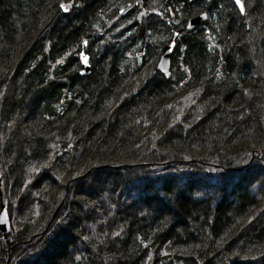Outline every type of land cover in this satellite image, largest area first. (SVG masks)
<instances>
[{
  "label": "trees",
  "instance_id": "1",
  "mask_svg": "<svg viewBox=\"0 0 264 264\" xmlns=\"http://www.w3.org/2000/svg\"><path fill=\"white\" fill-rule=\"evenodd\" d=\"M242 3L0 5V264H264V0Z\"/></svg>",
  "mask_w": 264,
  "mask_h": 264
},
{
  "label": "water",
  "instance_id": "2",
  "mask_svg": "<svg viewBox=\"0 0 264 264\" xmlns=\"http://www.w3.org/2000/svg\"><path fill=\"white\" fill-rule=\"evenodd\" d=\"M236 7V9L239 11L241 15L244 14L241 13L239 7L236 5L235 0H231ZM65 5L64 3H62ZM208 15L207 13H201L194 17H192L189 22L188 26L190 29H193L200 25L202 22H204L207 19ZM176 44L174 41L170 42L169 44H166L162 47L157 64L156 69L165 77L168 78L170 76V59L171 56L175 50ZM85 57H87V60L85 61ZM78 61H79V75L80 76H86L91 71V64L89 55L85 53L84 51H81L78 54ZM8 204L5 203L2 200V194L0 193V220H4L3 223H0V234L2 235L3 239L7 238V234L11 229V212L8 208Z\"/></svg>",
  "mask_w": 264,
  "mask_h": 264
},
{
  "label": "rangeland",
  "instance_id": "3",
  "mask_svg": "<svg viewBox=\"0 0 264 264\" xmlns=\"http://www.w3.org/2000/svg\"><path fill=\"white\" fill-rule=\"evenodd\" d=\"M6 2V0H0V5H2V4H4ZM9 11V9L6 7V6H4L3 8H1L0 9V15L2 14V12H8ZM240 18H241V20L244 22V21H246L247 20V15H246V13L244 12V14L243 15H241L240 14ZM91 64H93V66L95 67V68H97V72L99 71L98 69L101 67V63L99 62V61H97V62H94V63H91ZM3 180H4V177L3 176H1L0 177V193L1 194H3L4 192H5V186H4V182H3ZM3 182V183H2ZM9 206V205H8ZM9 209H10V207H8ZM60 246L59 245H56V251H59L60 250ZM54 249V250H55ZM51 253H53L52 251H50ZM50 253V254H51ZM46 259H44V258H40L39 259V261H37V263H39V264H43V262H46V260H47V256L45 257Z\"/></svg>",
  "mask_w": 264,
  "mask_h": 264
},
{
  "label": "snow or ice",
  "instance_id": "4",
  "mask_svg": "<svg viewBox=\"0 0 264 264\" xmlns=\"http://www.w3.org/2000/svg\"><path fill=\"white\" fill-rule=\"evenodd\" d=\"M235 2H236V5L239 7L241 13H243L245 11V7H244V4L242 3V0H235ZM60 7L62 9L67 10L63 4H61ZM84 59L86 61L87 57H85ZM3 222H4V220H0V223H3Z\"/></svg>",
  "mask_w": 264,
  "mask_h": 264
},
{
  "label": "flooded vegetation",
  "instance_id": "5",
  "mask_svg": "<svg viewBox=\"0 0 264 264\" xmlns=\"http://www.w3.org/2000/svg\"><path fill=\"white\" fill-rule=\"evenodd\" d=\"M61 8V7H60Z\"/></svg>",
  "mask_w": 264,
  "mask_h": 264
}]
</instances>
